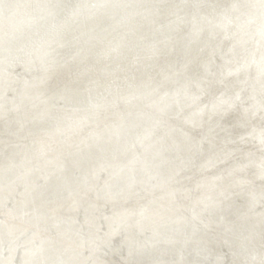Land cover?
<instances>
[{
	"label": "rangeland",
	"instance_id": "374dc122",
	"mask_svg": "<svg viewBox=\"0 0 264 264\" xmlns=\"http://www.w3.org/2000/svg\"><path fill=\"white\" fill-rule=\"evenodd\" d=\"M184 1L163 0L157 7L156 1L152 2V16L148 19L151 23L145 20L147 22H142L144 24L138 31L142 34L160 33L170 24L169 27H173V31L180 33L179 30L184 28L182 11L196 2ZM175 19H178V22H175ZM253 43L254 40L246 44L247 47H244L242 53L247 55L254 46ZM218 48L219 53L222 47ZM141 56L113 59L107 64L108 67L105 65L99 68L95 65L83 69L66 66V69L70 70L65 67L55 69L53 74L48 75L45 83L47 86H43L44 94L34 98L37 104L30 103L21 111L26 116L39 115L35 120L23 125L19 134H15L13 120L9 116L0 118V140L7 145L4 149L0 142V165H10V172L14 173L0 182V264H264V237L258 239L257 248L255 246L244 254L235 253L231 249L230 237L221 233L224 231L230 234V227H219L205 211V204L215 200L217 196L214 195L217 192L216 186L208 187L211 179L223 184L230 176L227 174L230 169L240 166L248 158L264 162V138L259 139L257 143L254 140H243V137H248L246 132L251 129L264 131V111L262 108L256 115V103L255 114H247L237 106L231 108L230 114L228 112L223 117L222 124L225 127L221 126L216 132H211L210 129L209 140L197 145L198 150L195 149L194 154L197 151L198 154L181 174L155 184L139 177L134 171L128 186H111L108 180L110 175L135 169L131 162L137 158L143 161L144 146H140L136 152L133 147L128 152L124 149L127 145L109 143L112 135L117 133L114 132L117 123L132 113L141 112V104L134 106L125 102L122 95L125 88L136 78L149 80L148 74L162 64L158 59L146 61ZM252 59L254 55L250 57V60ZM127 65L131 66L128 68ZM145 67H148L150 72ZM85 80L103 89L111 100L108 101L105 95L107 101L102 100V104L88 112V107L70 106L61 102L54 103L52 107L46 106L45 96L59 94L64 87V90L68 91L71 85L84 83ZM201 88L198 89L200 92L196 98L201 100L195 101L193 108L197 105L198 108L203 106L205 109L210 101L220 100L227 94L224 83L218 88L207 89L205 85ZM122 106L125 108H121ZM232 112L234 113L231 114ZM44 115L46 117L40 121ZM139 115L141 119L150 118L153 117V112L142 111ZM166 117L163 119L164 125L155 130V133H160L161 129H166L167 125L173 123L170 117ZM51 118L60 120V123L51 128ZM169 118L172 122H169ZM65 124L64 131L58 135L53 134L55 127ZM138 125L139 122L135 126ZM140 130L142 131L137 128V131ZM130 133L128 131L119 134L129 137ZM194 135L190 133V137H198ZM8 148L9 152L6 151ZM212 155L217 156V160L210 163L208 157ZM251 174L252 171L244 170L238 177H234L233 180L239 185L223 192L225 199H233L241 192L249 191V198L254 196L251 192L260 189L262 192L264 188H259L258 183L249 180ZM218 177L221 180H218ZM246 179L248 183L244 188L242 183ZM259 185L262 186V183ZM235 200L244 202L243 198ZM232 206L234 205L231 204ZM263 206V202H259L252 209L246 207L244 210V207V216L248 217L247 219H255L263 213ZM228 211L233 213L235 208Z\"/></svg>",
	"mask_w": 264,
	"mask_h": 264
},
{
	"label": "water",
	"instance_id": "95a60500",
	"mask_svg": "<svg viewBox=\"0 0 264 264\" xmlns=\"http://www.w3.org/2000/svg\"><path fill=\"white\" fill-rule=\"evenodd\" d=\"M153 1L159 6L163 0H0V118L9 116L13 120L15 134L35 120L39 115L26 116L21 111L30 103L37 104L34 98L44 94L43 86L55 69L104 67L113 59L137 55L146 61H162L148 74L149 80L136 78L122 94L126 102L141 104V112H153L151 118L141 119V112L124 118L116 124L117 133L109 142L127 145L124 149L128 152L133 147L135 152L140 146L145 147L143 161L137 158L131 162L135 169L109 176L111 186L126 187L134 171L155 184L181 174L196 155L197 145L209 140L210 129H221L223 117L231 108L237 106L247 114H255L256 103V114L261 112L264 0H198L182 11L184 28L180 33L168 27L161 34H142L138 28L152 16ZM250 40H254V46L245 55L242 51ZM219 46L222 49L218 53ZM223 83L227 89L224 98L210 101L205 109L192 108L202 85L218 88ZM105 95L109 101L103 89L85 80L71 85L68 91L45 96V104L52 107L61 102L93 111L102 100L107 101ZM166 115L173 123L155 133L164 125ZM21 116L25 118L19 123ZM138 120L139 125L134 128ZM59 123L52 118L49 121L51 128ZM65 127L66 124L55 127L53 134H60ZM128 131L131 133L127 141V136L119 133ZM193 132L197 138L190 137ZM246 135L244 141L257 143L264 138V131L251 129ZM0 142L5 149L7 145ZM216 157L209 156L208 161L213 163ZM0 166V182L14 175L10 165ZM244 170L252 171L249 180L264 188V162L248 158L230 169L223 184L209 181L208 187L216 186L217 196L205 204V211L216 225L230 227V234L221 233L230 237L232 251L241 254L257 248L258 239L264 237V211L255 219H247L243 213L246 207L252 209L259 202L264 205V197L260 196H264V190L251 192V198L249 191L229 200L222 195L239 185L233 178ZM247 183L248 179L242 183L244 188ZM236 198H243L244 202ZM230 208H235V212L230 213Z\"/></svg>",
	"mask_w": 264,
	"mask_h": 264
},
{
	"label": "bare ground",
	"instance_id": "6f19581e",
	"mask_svg": "<svg viewBox=\"0 0 264 264\" xmlns=\"http://www.w3.org/2000/svg\"><path fill=\"white\" fill-rule=\"evenodd\" d=\"M174 1H175V0H173V2H174ZM194 1H197V0H194ZM194 1H193V2H194ZM208 1H209V0H208ZM153 2H154V1H153ZM162 2H163V1H162ZM169 2H170V1H169ZM181 2H182V1H181ZM183 2H185V1L183 0ZM171 3H172V2H171ZM191 3H192V2H191ZM161 4H162V3H161ZM163 4H164V3H163ZM166 4H167V3H166ZM172 4H173V3H172ZM177 4H178V3H177ZM177 4H175V5H177ZM186 4H188V2H187ZM190 5H192V4H190ZM164 6H165V5H164ZM167 6H168V5H167ZM172 6H173V5H172ZM151 7H153V4H152ZM156 7H157V6H156ZM156 7H155V10H156ZM160 7H161V6H160ZM162 9H164V8L162 7ZM171 9H172V8H171ZM171 9H170V11H171ZM181 9H182V8H181ZM183 9H184V7H183ZM150 10H151V9H150ZM158 10H160V8H159ZM168 10H169V9H168ZM151 11H153V10H151ZM165 11H166V10H165ZM175 11H176V10H175ZM175 11H174V13H176ZM157 12H158V11H157ZM159 12H161V11H159ZM180 13H181V12H180ZM171 14H172V13H171ZM176 14H177V13H176ZM162 15H164V14H162ZM168 15H169V14H168ZM173 15H174V14H173ZM177 15H178V14H177ZM179 15H180V14H179ZM155 16H156V15H155ZM158 16H159V15H158ZM164 16H165V15H164ZM174 16H175V15H174ZM161 17H162V16H161ZM170 17H171V16H170ZM178 17H179V16H178ZM157 18H159V17H157ZM157 18H156V19H157ZM166 18H167V17H166ZM179 19H181V18H179ZM169 20H170V19H169ZM177 20H178V19H177ZM177 20L175 19V22H176ZM155 21H156V20H155ZM182 21H184V19H183ZM144 22H145V21H144ZM146 22H147V21H146ZM146 22H145V23H146ZM148 22H150V21L148 20ZM153 22H154V21H153ZM159 22H160V21H159ZM159 22H158V23H159ZM177 22H178V21H177ZM150 23H151V22H150ZM158 23H157V24H158ZM182 23H183V22H182ZM182 23H181V24H182ZM141 24H144V23H141ZM153 24H154V23H153ZM155 24H156V23H155ZM168 24H169V23H168ZM173 24H174V23H173ZM146 25H147V24H146ZM162 25H164V21H163ZM165 25H166V24H165ZM177 25H178V24H177ZM179 25H180V24H179ZM179 25H178V26H179ZM150 26H151V25H150ZM154 26H157V25H154ZM154 26H153V27H154ZM158 26H159V25H158ZM166 26H167V25H166ZM166 26H165V27H166ZM169 26H170V24H169ZM169 26H167V27H169ZM173 26H174V25H173ZM175 26H176V25H175ZM159 27H160V26H159ZM161 27H162V26H161ZM161 27H160V28H161ZM144 28H145V26H144ZM147 28H148V27H147ZM155 28H156V27H155ZM155 28H154V29H155ZM162 28H163V27H162ZM171 28H172V27H171ZM138 29H139V28H138ZM149 29H150V28H149ZM182 29H183V28H182ZM140 30H141V28H140ZM151 30H152V29H151ZM151 30H150V31H151ZM164 30H165V29H164ZM146 31H147V30H146ZM162 31H163V30H162ZM162 31H161L160 33H162ZM152 32H153V31H152ZM145 33H146V32H145ZM148 33H149V32H148ZM158 33H159V32H158ZM143 34H144V33H143ZM12 40H14V38H13ZM251 41H252V40H251ZM251 44H252V43H251ZM251 44H250V45H251ZM253 44H254V43H253ZM248 46H249V45H248ZM221 47H222V46H221ZM246 47H247V46H245V48H246ZM249 47H250V46H249ZM251 48H252V47H251ZM218 49H219V48H218ZM218 49H217V50H218ZM248 49H249V48H248ZM219 51H221V50H219ZM245 53H246V51H245ZM252 56H253V55H252ZM124 58H125V57H124ZM132 58H133V57H132ZM117 59H118V58H117ZM141 59H142V58H141ZM115 60H116V59H115ZM124 60H125V59H124ZM127 60H128V59H127ZM127 60H126V61H127ZM129 60H130V59H129ZM138 60H139V59H138ZM138 60H137V61H138ZM252 60H254V59H252ZM118 61H119V60H118ZM120 61H121V60H120ZM114 62H115V61H114ZM116 62H117V61H116ZM138 62H139V61H138ZM119 63H120V62H119ZM117 64H118V63H117ZM126 64H127V63H126ZM135 64H136V63H135ZM154 64L156 65L157 63H154ZM115 65H116V64H115ZM118 65H119V64H118ZM128 65H129V63H128ZM128 65H127V66H128ZM142 65H143V63H142ZM157 65H158V64H157ZM109 66H110V65H109ZM130 66H131V65H130ZM130 66H128V68H129ZM132 66H133V65H132ZM139 66H140V65H139ZM67 67H69V66H67ZM107 67H108V65H107ZM107 67H106V68H107ZM112 67H113V65H112ZM112 67H111V68H112ZM117 67H118V66H117ZM136 67H137V66H136ZM136 67H135V68H136ZM151 67H152V66H151ZM151 67H150V68H151ZM70 68H71V67H70ZM80 68H81V67H80ZM99 68H101V67H99ZM143 68H144V65H143ZM145 68H146V67H145ZM147 68H148V67H147ZM147 68H146V69H147ZM65 69H66V68H65ZM67 69H68V68H67ZM67 69H66V70H67ZM107 69H108V68H107ZM130 69H131V68H130ZM130 69H128V70L130 71ZM139 69H140V67L138 68V70H139ZM141 69H142V67H141ZM62 70H63V69H62ZM68 70H70V69H68ZM72 70H73V68H72ZM90 70H91V69H90ZM96 70H97V69H96ZM108 70H109V69H108ZM147 70L149 71V68H148ZM73 71H74V70H73ZM86 71H87V70H86ZM104 71H105V70H104ZM135 71H136V69H135ZM141 71H142V70H141ZM141 71H140L139 73H141ZM55 72H56V71H55ZM66 72H68V71H66ZM69 72H71V71H69ZM99 72H100V71H99ZM110 72H111V71H110ZM137 72H138V71H137ZM149 72H150V71H149ZM53 73H54V72H53ZM53 73H51V74H53ZM63 73H65V72H63ZM71 73H72V72H71ZM71 73H70V74H71ZM79 73H80V72H79ZM79 73H78V74H79ZM88 73H89V72H88ZM129 73H130V72H129ZM134 73H135V72H134ZM72 74H73V73H72ZM85 74H86V73H85ZM102 74H103V73H102ZM104 74H105V72H104ZM147 74H148V73H147ZM58 75H59V74H58ZM60 75H61V74H60ZM96 75H97V74H96ZM105 75H106V74H105ZM105 75H104V76H105ZM129 75H130V74H129ZM131 75H133V74H131ZM138 75H139V74H138ZM74 76H76V74H75ZM93 76H95V75H93ZM134 76H135V75H134ZM145 76H146V75H145ZM60 77H61V76H59V78H60ZM65 77H66V76H65ZM67 77H69V76H67ZM88 77H89V76H88ZM142 77H143V76H142ZM53 78H54V77H53ZM62 78H63V77H62ZM70 78H71V77H70ZM94 78H95V77H94ZM131 78H132V76H131ZM149 78H150V77H149ZM54 79H56V78H54ZM68 79H69V78H68ZM76 79H78V78H76ZM103 79H104V78H103ZM145 79H146V78H145ZM62 80H63V79H62ZM66 80H67V78H66ZM74 80H75V79H74ZM91 80H92V78H91ZM91 80H90V81H91ZM127 80H128V79H127ZM68 81H69V80H68ZM70 81H73V80H70ZM79 81H80V80H79ZM99 81H101V80H99ZM110 81H111V80H110ZM96 82H97V81H96ZM61 83H63V81H62ZM71 83H72V82H71ZM91 83H92V82H91ZM50 84H51V83H50ZM58 84H59V82H58ZM112 84H113V83H112ZM224 84H225V83H224ZM54 85H55V84H54ZM67 85H68V84H67ZM110 85H111V84H110ZM127 85H128V84H127ZM44 86L46 87L47 85L45 84ZM60 86L62 87V84H61ZM64 86H65V84H64ZM98 86H99V85H98ZM45 87H44V88H45ZM48 87H49V86H48ZM52 87H53V86H52ZM66 87H67V86H66ZM69 87H70V86H69ZM96 87H97V86H96ZM109 87H110V86H109ZM100 88H101V87H100ZM116 88H117V86H116ZM200 88H201V87H200ZM200 88H199V89H200ZM51 89H52V88H51ZM51 89H50V90H51ZM64 89H65V87H64ZM64 89H63V91H62V90H61V91L64 92V91H65ZM104 89H105V88H104ZM207 89H208V87H207ZM53 90H54V89H53ZM55 90H56V89H55ZM201 90H203V88H201ZM221 90H222V89H221ZM48 91H49V90H48ZM66 91H67V90H66ZM210 91H211V90H210ZM223 91H226V90H223ZM49 92H51V91H49ZM62 92H61V93H62ZM198 92H200V91H198ZM201 92H202V91H201ZM220 92H221V91H220ZM56 93H57V92H56ZM59 93H60V91H59ZM209 93H210V92H208V94H209ZM211 93H212V92H211ZM225 93H226V92H225ZM57 94H58V93H57ZM110 94H111V93H110ZM198 94H199V93H198ZM201 94H202V93H201ZM205 94H206V93H205ZM222 94H224V93L222 92ZM214 96H215V95H214ZM109 97H110V96H109ZM209 97H210V96H209ZM209 97H208V98H209ZM222 97H223V96H222ZM36 98H37V97H36ZM107 98H108V97H107ZM200 98H201V97H200ZM40 99H42V97H41ZM203 99H204V98H203ZM211 99L213 100V97H212ZM214 99H215V98H214ZM216 99H217V98H216ZM110 100H111V99H110ZM119 100H121V99H119ZM124 100H125V99H124ZM124 100H123V101H124ZM197 100H198V99H197ZM197 100H196V101H197ZM200 100H201V99H200ZM200 100H198V101H200ZM209 101H210V100H209ZM214 101H215V100H214ZM111 102H112V101H111ZM125 102H126V101H125ZM104 103H105V102H104ZM118 103H119V102H118ZM209 103H210V102H209ZM111 104H112V103H111ZM119 104H121V103H119ZM28 105H30V104H28ZM103 105H104V104H103ZM115 105H116V104H115ZM117 105H118V104H117ZM123 105H125V104H123ZM133 105H135V104H133ZM201 105H202V104H201ZM31 106H32V105H31ZM33 106H34V105H33ZM105 106H106V105H105ZM118 106H119V105H118ZM127 106H128V105H127ZM141 106H142V105H141ZM192 106H194V105H192ZM195 106L197 107V105H195ZM205 106H206V105H205ZM76 107H77V106H76ZM97 107H98V106H97ZM202 107H203V106H202ZM235 107H236V106H235ZM74 108H75V107H74ZM79 108H80V107H79ZM112 108H113V107H112ZM115 108H116V107H115ZM117 108H118V107H117ZM119 108H120V107H119ZM121 108H125V107L122 106ZM192 108H193V107H192ZM205 108H206V107H205ZM102 109H103V108H102ZM131 109H132V108H131ZM137 109H138V108H137ZM139 109H140V108H139ZM98 110H99V109H98ZM106 110H107V109H106ZM110 110H112V109H110ZM133 110H134V109H133ZM135 110H136V109H135ZM263 110H264V109H263ZM119 111H121V110H119ZM130 111H131V110H130ZM235 111H236V110H235ZM79 112H80V111H79ZM87 112H88V111H87ZM94 112H95V111H94ZM113 112L115 113V111H113ZM122 112H123V111H122ZM124 112H125V111H124ZM131 112H132V111H131ZM131 112H130V113H131ZM138 112H139V111H138ZM48 113H49V112H48ZM144 113H145V112H144ZM149 113H150V112H149ZM233 113H234V112H232L231 114H233ZM258 113H259V112H258ZM41 114H42V113H41ZM110 114H111V113H110ZM125 114H126V113H125ZM146 114H147V113H146ZM151 114H152V113H151ZM229 114H230V111H229ZM236 114H237V113H236ZM31 115H32V114H31ZM76 115H77V114H76ZM89 115H90V114H89ZM122 115H123V113H122ZM141 115H142V114H141ZM143 115H144V114H143ZM147 115H148V114H147ZM149 115H150V114H149ZM226 115H227V114H226ZM243 115H244V114H243ZM252 115H253V114H252ZM256 115H257V114H256ZM263 115H264V114H263ZM134 116H135V115H134ZM144 116H145V115H144ZM240 116H241V115H240ZM74 117H75V116H74ZM88 117H89V116H88ZM168 117H169V116H168ZM168 117H166V118H168ZM232 117H234V116H232ZM235 117H236V116H235ZM242 117H243V116H242ZM255 117H256V116H255ZM21 118H22V117H21ZM21 118H20L19 120H21ZM81 118H82V117H81ZM123 118H124V117H123ZM150 118H151V117H150ZM226 118H227V117H226ZM228 118H229V116H228ZM243 118H244V117H243ZM22 119H23V118H22ZM144 119H145V118H144ZM169 119H170V118H169ZM258 119H259V118H258ZM260 119H262V118H260ZM1 120H2V119H1ZM8 120H9V119H8ZM19 120H18V121H19ZM83 120H84V119H83ZM249 120H251V118H250ZM4 121H5V120H4ZM81 121H82V119H81ZM87 121H88V120H87ZM167 121H168V119H167ZM232 121H234V120H232ZM258 121H259V120H258ZM0 122H1V121H0ZM85 122H86V121H85ZM138 122H139V121H138ZM169 122H172L171 119H170ZM227 122H228V121H227ZM240 122H241V121H240ZM250 122H251V121H250ZM256 122H257V121H256ZM223 123H224V122H223ZM225 123H226V121H225ZM9 124H11V123H9ZM226 124H227V123H226ZM230 124H232V122H231ZM230 124H229V125H230ZM236 124H237V123H236ZM236 124H235V125H236ZM246 124H247V123H246ZM246 124H245V125H246ZM251 124H252V123H251ZM110 125H111V124H110ZM256 125H257V124H256ZM259 125L261 126V124H259ZM262 125H263V124H262ZM168 126H169V125H167V127H168ZM240 126H241V124H240ZM243 126H244V125H243ZM260 126H259V127H260ZM263 126H264V125H263ZM223 127H225L224 124H223ZM7 128H8V127H7ZM14 128H15V126H14ZM107 128H109V127H107ZM112 128H113V127H112ZM135 128H136V126H135ZM226 128H227V125H226ZM230 128H232V127H230ZM242 128H243V127H242ZM248 128H249V127H248ZM138 129H139V128H138ZM233 129H235V128H233ZM13 130H14V129H13ZM114 130H115V129H114ZM225 130H226V129H225ZM235 130H236V129H235ZM235 130H234V131H235ZM238 130H240V129H238ZM111 131H112V130H111ZM140 131H141V130H140ZM212 131H213V130H212ZM212 131H211V132H212ZM231 131H232V130H231ZM114 132H115V131H114ZM222 132H223V129H222ZM157 133H158V132H157ZM193 133H194V132H193ZM220 133H221V131H220ZM224 133H225V132H224ZM233 133H234V132H233ZM10 134H11V133H10ZM191 134H192V133H191ZM222 134H223V133H222ZM228 134H229V133H228ZM230 134H231V133H230ZM240 134H241V133H240ZM243 134H244V133H243ZM122 135H123V134H122ZM152 135H153V133H152ZM211 135H213V134L211 133ZM129 136H130V135H129ZM194 136H195V135H194ZM218 136H219V135H218ZM127 137H128V136H127ZM214 137H215V136H214ZM221 137H222V135H221ZM196 138H197V137H196ZM216 139H217V138H216ZM232 139H233V138H231V140H232ZM222 140H224V138H223ZM217 141H218V140H217ZM228 142H229V140H228ZM230 142H231V141H230ZM227 146H229V145H227ZM6 147H7V146H6ZM119 148H120V147H119ZM201 148H202V147H201ZM139 149H140V148H139ZM196 149H197V148H196ZM121 150H122V149H121ZM197 150H198V149H197ZM140 151H141V150H140ZM199 151L201 152L202 150H199ZM195 152H196V151H195ZM142 154H143V152H142ZM196 154H198V151H197ZM199 156H200V155H199ZM194 157H195V156H194ZM16 158H17V157H16ZM195 159H196V158H195ZM17 160H18V159H17ZM55 160H56V159H55ZM55 160H54V161H55ZM15 161H16V160H15ZM54 161H53V162H54ZM16 162H17V161H16ZM16 162H15V163H16ZM20 162H21V160H20ZM131 165H132V164H131ZM131 167H132V166H131ZM64 173H65V172H64ZM34 206H35V205H34ZM32 207H33V206H32ZM35 207H36V206H35ZM36 208H37V207H36ZM32 209H33V208H32ZM23 210H24V209H23ZM26 212H27V211H26ZM26 212H25V213H26ZM34 214H35V213H34ZM244 260H245V258H244ZM238 261H239V260H238Z\"/></svg>",
	"mask_w": 264,
	"mask_h": 264
}]
</instances>
